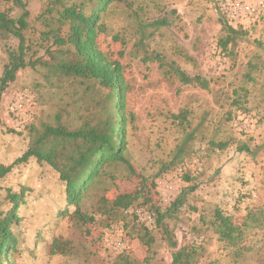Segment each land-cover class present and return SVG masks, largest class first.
Here are the masks:
<instances>
[{
	"label": "rangeland",
	"instance_id": "obj_1",
	"mask_svg": "<svg viewBox=\"0 0 264 264\" xmlns=\"http://www.w3.org/2000/svg\"><path fill=\"white\" fill-rule=\"evenodd\" d=\"M41 7L40 0L29 4L27 37L34 45ZM220 18L214 0H117L108 7L107 31L96 47L121 69L127 116L123 157L133 172L108 167L92 182L79 211L94 223L84 226L66 205L56 172L33 158L15 167L0 181V215L11 208L7 191H23L20 221L12 228L14 264H170L175 250L161 228L146 230L144 224L153 220L145 223L135 214L141 210L152 218L151 205L164 213L162 222L177 249L197 248L194 264H264V22L222 51ZM158 20L167 25L155 27ZM7 45L13 41L0 39V76ZM154 55L165 65L146 60ZM252 63L255 72L249 71ZM172 66L207 80L208 91L181 85ZM88 84L58 82L41 67L20 71L0 102V162L20 157L46 126L73 130L89 114L97 122L100 108L94 101L102 102L107 91ZM240 88L247 97L238 108L232 98ZM209 142L227 147L214 149ZM134 193L139 199L128 209L113 207V199ZM215 208L235 225H252L246 215L255 214L238 254L218 240L211 225ZM108 225L121 230L109 232ZM114 241L120 249L113 248Z\"/></svg>",
	"mask_w": 264,
	"mask_h": 264
},
{
	"label": "trees",
	"instance_id": "obj_2",
	"mask_svg": "<svg viewBox=\"0 0 264 264\" xmlns=\"http://www.w3.org/2000/svg\"><path fill=\"white\" fill-rule=\"evenodd\" d=\"M31 1L5 0L6 8L0 9V39L13 41V46L7 45L5 48L6 63L0 76V102L4 91L15 81L20 71L36 67L44 68L47 75L58 82L62 79H71L89 83L88 85L95 87L99 92L101 90L107 92L102 102L94 101V108L97 106L100 108L97 122L92 120L93 115L89 114L88 119L73 130H67L61 125L46 126L20 157L8 165L0 162V181L15 167L25 165L33 158L38 165H46L56 172L64 186L66 205L73 206L77 218L84 226H89L94 223V218L81 214L79 205L92 182L105 174L108 167L133 172L131 165L123 157L126 149L127 116L124 112L126 88L121 69L117 62L108 60L96 47L97 37L107 31L103 16L108 7L117 0H40L42 7L34 18L40 25L36 45L27 37L31 28L29 9ZM220 20L223 36L219 39L218 45L222 51H226L229 45L233 46L238 36L256 28L233 27L223 17ZM153 24L158 28L167 25L163 20ZM113 39L118 40V37ZM151 59L156 60L160 66L165 65L158 55H154L153 58L146 57L147 61ZM256 68L255 63L249 65L250 72H255ZM170 72L181 85H192L205 91L209 89V82L201 76H188L173 66ZM247 81H253L250 74H247ZM233 95L232 104L240 108L247 97V90L240 88L234 91ZM209 145L218 150L227 147L225 142H209ZM152 185L155 187L153 183ZM6 198L11 208L0 215V264H14L12 253L16 250L17 239L12 228L20 221L16 213L23 201V191L14 194L8 190ZM138 199L139 196L135 193L122 194L112 200V205L116 209L124 210ZM176 203L174 202L169 210H173ZM151 206L153 221L150 225L144 223L142 225L144 224L146 230L161 228L166 244L175 250L170 264H194L197 248L183 246L177 249L172 232L162 222L164 213L160 212L158 206ZM254 215L251 211L246 215L248 220L255 221L252 225L245 222L235 225L230 216L215 208L211 225L218 240L238 254L242 249L245 230L255 226ZM133 216L135 217L134 214ZM120 227L108 225L107 229L109 232L118 233Z\"/></svg>",
	"mask_w": 264,
	"mask_h": 264
},
{
	"label": "built area",
	"instance_id": "obj_3",
	"mask_svg": "<svg viewBox=\"0 0 264 264\" xmlns=\"http://www.w3.org/2000/svg\"><path fill=\"white\" fill-rule=\"evenodd\" d=\"M214 3L220 16L233 27L248 28L264 22V0H214ZM135 214L142 222L152 221L151 216L141 210H136ZM113 245L115 250L121 248L118 241Z\"/></svg>",
	"mask_w": 264,
	"mask_h": 264
}]
</instances>
